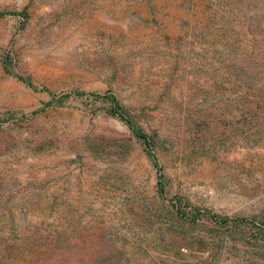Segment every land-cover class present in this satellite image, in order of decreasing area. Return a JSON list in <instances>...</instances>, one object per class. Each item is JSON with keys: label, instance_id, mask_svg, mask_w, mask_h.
Wrapping results in <instances>:
<instances>
[{"label": "rangeland", "instance_id": "1", "mask_svg": "<svg viewBox=\"0 0 264 264\" xmlns=\"http://www.w3.org/2000/svg\"><path fill=\"white\" fill-rule=\"evenodd\" d=\"M21 11L0 17V264H264V0H0ZM92 93L152 139L164 198Z\"/></svg>", "mask_w": 264, "mask_h": 264}, {"label": "trees", "instance_id": "2", "mask_svg": "<svg viewBox=\"0 0 264 264\" xmlns=\"http://www.w3.org/2000/svg\"><path fill=\"white\" fill-rule=\"evenodd\" d=\"M6 15L21 18L23 21V24L28 19V14L25 11L0 13V17H4ZM18 79H19V81H21L23 84H25L30 89L37 91V88L28 80L21 78V77H19ZM43 91L46 93H49L51 96L54 97V95L52 93H50L48 90L43 89ZM85 95L86 94H84L82 92H74L72 94L64 95V97L68 98V97L73 96L76 98H81V97H84ZM88 96L93 98V99H96V100L101 99V100L105 101L106 103H108L110 115L120 119L129 128L134 139L141 145L143 152L145 153L146 157L149 159L152 167L157 171V175H158L157 176V183H156L157 193L161 198H164L166 196V185H165L166 181H165L164 177H162V175L160 174V171L158 169L156 156H155L154 151H153L154 145H153L152 139L144 132V130L138 124L134 115H132V113L127 108L123 107L121 104L118 103V101L114 95L109 94V93H105V94L92 93ZM170 203H171V206L176 210V212L179 215H181L183 213L180 209L178 202H174V201L170 200ZM200 215L209 216V218L212 220V222L219 224V225L251 224V220H248L245 218H220V217L214 216L208 212H205L203 214L199 211L195 212V217L200 216ZM260 225L264 226V224H260Z\"/></svg>", "mask_w": 264, "mask_h": 264}]
</instances>
